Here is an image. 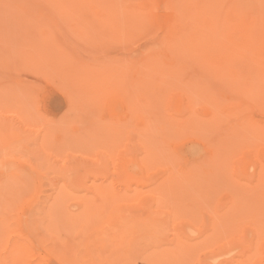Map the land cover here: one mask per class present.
Wrapping results in <instances>:
<instances>
[{
  "label": "rangeland",
  "instance_id": "rangeland-1",
  "mask_svg": "<svg viewBox=\"0 0 264 264\" xmlns=\"http://www.w3.org/2000/svg\"><path fill=\"white\" fill-rule=\"evenodd\" d=\"M72 1L77 2L73 5ZM72 1L69 5L68 0H0V118L5 122L0 119L3 129L2 133L0 130V185L5 184L0 190V201L5 200V207L0 203V223L9 220L8 226L1 224L0 229L5 228L0 235L3 233L5 237L0 238L9 239L7 242L12 245L14 242L17 246L23 245L18 247L19 257L15 256L16 261L12 263L182 264L178 261H185L180 255L186 259L183 248L195 245L196 252L193 250V256L187 257L186 264H264V212L261 217L256 209L264 203L255 200L254 207L249 205L259 196L254 195L255 189L261 187L257 182L264 180V173L258 178L264 166V102H261L264 95L260 91L263 87L259 84L254 87H261L260 94L257 89L254 93L261 96L258 101L262 104L255 100L260 96L252 95L253 89L249 92L252 87L249 82L253 79L262 83L264 73V0H105L114 2L115 12L111 4L107 6L113 9V17L116 14V18L111 17L115 26L109 25L105 12L102 13L106 15L105 22L99 19L104 18L100 17L104 8L100 3L104 0ZM202 13L207 21L202 20ZM198 14L200 23L195 21ZM253 17L258 22L252 21ZM119 31L127 36H119ZM113 33L116 36L110 37ZM206 41L211 43L210 53L206 51L209 56L204 54L207 61L202 56L205 52L195 54V49L201 47L199 44ZM240 46L241 52L235 53ZM71 63L75 66L80 63L78 67L83 71ZM65 64L71 73L75 68L80 70L76 73L78 76L70 75ZM95 68L105 72L101 69L96 72ZM64 70L76 85L80 82L77 78L85 79L84 83L90 78L92 84L98 82V85L102 81L100 77L106 76L111 81L103 79L100 90L92 84L93 89L85 85L89 89L84 90L82 83L71 88ZM98 72L102 73L100 77L93 76ZM151 73L155 77L150 78L155 84L153 87L151 81L150 86L144 80ZM108 82L114 84L104 86ZM203 84L209 95L214 90L218 93L220 88L224 102L220 101L226 105L218 101L219 104L213 105L216 98L211 97L216 93L209 96L207 92V99H201ZM94 89L99 90L98 94ZM82 90L91 93L85 95ZM100 91L104 93L101 95ZM67 95L77 102L69 103ZM130 97L137 103H132ZM238 117L241 130L237 133L238 129H234L240 122L230 123L237 122ZM207 118H213V122L207 123ZM164 121L174 125L164 127L170 128L168 132L163 129L166 134L170 132L168 136L160 131L161 127L154 128L163 126ZM202 122L214 131L208 133L206 129L208 134H204ZM213 123L216 127L219 125L217 129ZM191 127L198 131H192ZM216 154L218 158H214ZM219 154L225 157L221 158L223 163L216 160L220 159ZM194 162H198L196 166ZM178 169L181 174L191 172L189 178L201 170L199 179L194 177V189L181 181ZM221 171L225 184L220 181L218 185L216 172L220 177ZM208 172L213 175L209 177ZM227 182L229 186L230 183L235 188L238 186L237 193L235 188L231 186L233 192L230 188L235 196L228 194ZM201 184L205 185V193ZM178 186L192 188L190 192L185 190L190 193L188 202H192L188 208L184 205L189 212L182 205L184 212L178 209L176 212L180 207L177 196L183 197L178 200L180 204L187 200L184 187L180 190ZM252 186L256 187L251 188L254 192L249 188ZM199 194L204 196L202 202ZM240 197L245 199V204L241 200L237 202ZM195 198L200 204L192 201ZM206 200L210 203L206 204ZM92 201L102 204L103 208L92 204L86 207ZM238 204L244 206L240 209ZM85 208L95 216L88 227L84 220L91 217H82L86 216L82 214ZM231 208V213L235 211L230 215L227 212ZM225 214L230 215L232 223H227ZM219 217L225 222L228 220L223 227L227 225L229 229L222 227L224 230L215 233L216 222L222 226ZM79 220H83L84 227ZM5 250L0 251L5 255ZM172 252H178L179 257ZM162 253L170 254V259L166 257L171 262H166Z\"/></svg>",
  "mask_w": 264,
  "mask_h": 264
},
{
  "label": "bare ground",
  "instance_id": "bare-ground-1",
  "mask_svg": "<svg viewBox=\"0 0 264 264\" xmlns=\"http://www.w3.org/2000/svg\"><path fill=\"white\" fill-rule=\"evenodd\" d=\"M68 1H69V5H70V4H71L70 2H71L72 0H68ZM101 1H102V0H100V2H101ZM104 1H105V0H104ZM104 1H103V3H102V2L100 3L101 5L104 6V8L101 6V7H102V8H101V11H102V12L100 11V14H102L103 12H105L107 16H106L105 13H104V14H102L103 16H100V17H104V16H106V19H108L107 22L109 23V22H111L112 18H113V19L116 18V14H115V17H113L114 15L112 16V14H111V13H112V10H113L112 8H114L113 12H115V9H116V8H115V6L113 7V5H112V3L114 4L113 1H112V2L110 1V3H109V2L106 3V1H105V2H104ZM107 1H109V0H107ZM72 2H73L72 4L74 5L77 1H76V2H75V1H72ZM74 2H75V3H74ZM72 4H71V5H72ZM104 4H105V5H104ZM107 4H108V5L111 4L112 8H111V7L109 8L110 5L107 6ZM105 6L108 7V10H107V11L105 10V8H106ZM171 7H172V6H171ZM64 8H65V7H64ZM161 9H162V8H161ZM103 10H104V11H103ZM109 10H111V11L109 12ZM173 10H174V9L172 8V12H173ZM159 11H160V9H159ZM169 11H170V10H169ZM242 11H243V10H242ZM244 11H247V10H244ZM125 12H126V10H125ZM125 12L123 13L124 15H125ZM98 13H99V12H98ZM107 13H110L111 15L109 14V16H108ZM116 13H117V10H116ZM196 14H197V13H196ZM201 15H202V20H206V19H205L206 15H204L203 13H202ZM197 16H199V18H200V14L196 15V18H197ZM204 16H205V17H204ZM108 17H109V18H108ZM111 17H112V18H111ZM125 17L127 18V13H126ZM129 17H130V16H129ZM110 18H111V19H110ZM207 18H208V17H207ZM99 19H100V21H102L103 19L106 20L105 17H104V18H99ZM104 20H103V21H104ZM198 20L200 21V19H198V18L195 19L196 23L199 22ZM202 20H201V22H202ZM207 20H208V19H207ZM207 20H206V21H207ZM253 20L256 21V22H258V20H255L254 17L252 18V21H253ZM260 20H261V19H260ZM260 20H259V21H260ZM206 21H205V22H206ZM261 21H262V20H261ZM104 22H105V21H104ZM205 22H204V23H205ZM199 23H200V22H199ZM206 23H207V22H206ZM110 24L112 25L113 23L111 22V23H109V25H110ZM171 24H172V23H171ZM171 24H170V26H171ZM100 25H101V24H100ZM111 25H110V26H111ZM115 25H117V24L114 23L113 26H115ZM106 26H107V25H106ZM113 26H112V28L117 29V27L115 28V27H113ZM196 26H198V25L196 24ZM107 27H108V29H109V26H107ZM193 27H194V26H193ZM193 27H192V29H193ZM110 29H111V27H110ZM117 30H119V29H117ZM117 30H116V33H117ZM186 30L188 31V29H186ZM194 30H195V29H194ZM194 30H193V31H194ZM123 31H124V30H123ZM123 31H122V32H123ZM125 32H127V31L125 30ZM105 33H106V32H105ZM113 34H114V33H113ZM118 34H119V36H120L122 33H120V31H119ZM123 34H124V33H123ZM109 36H110V35H109ZM113 36H116V35H115V34H114V35L111 34L110 37H113ZM119 36H118V37H119ZM121 36H122V35H121ZM126 36H127V35H126ZM126 36L123 35L122 37H126ZM110 37H109V38H110ZM118 37H117V38H118ZM250 38H253V35H251ZM110 39H111V38H110ZM112 39H114V38H112ZM209 39H210V37H209ZM206 42H207V41H206ZM202 44H203V45L206 44V45L203 47ZM207 44H208V45H207ZM210 44H211V43H210L209 41H208L207 43H200L199 45H200L201 47H198V48H196L195 45H194V47L197 49V50L195 49V51H197L195 54H201V52H202V53L205 52V53H203V55L201 54V55L204 57V59H205V58H206L205 55H206V56H209V54L206 53V51L209 52ZM146 45H147V44H146ZM196 45H198V44H196ZM142 46H143V45H142ZM238 46H239V45H238ZM138 47H139V46H138ZM200 48H201V49H200ZM205 48H207V49L204 50ZM198 49H200V50H198ZM36 50H37V49H36ZM129 50H130V49H129ZM37 51H38V50H37ZM37 51H35L34 53H36ZM193 51H194V48H193ZM193 51H192V52L190 51V52L193 54ZM199 51H201V52L198 53ZM233 51H234V49H233ZM64 52H65V51H64ZM64 52H63V53H64ZM240 52H241V46L236 48L235 53L239 54ZM65 53H66V52H65ZM144 53H145V52H144ZM209 53H210V52H209ZM32 54H33V52H32ZM32 54H31V55H32ZM61 54H62V53H61ZM204 54H205V55H204ZM64 55H65V54H63V58H64V59H67V56H64ZM67 55H68V53H67ZM190 56H191V55H190ZM65 57H66V58H65ZM231 57H232L231 59H233V57H235V56H233V53H232ZM187 58H188V57H187ZM209 58H210V57H209ZM209 58H208V59H209ZM64 59H63V60H64ZM68 59H69V58H68ZM70 59H71V58H70ZM63 60H62V61H63ZM64 61H65V60H64ZM205 61H207V59H205ZM65 62H66V61H65ZM73 62H74V61H73ZM68 63H69V62H68ZM204 63H205V62H204ZM63 64H64V62H63ZM63 64H62V65H63ZM71 64H72V65L74 64L73 67H76V68H78V69L81 68V70H82V67H78L80 63H78V66H77V64H76V66H75V63H71ZM71 64H70V67H72ZM65 65H67V64H65ZM206 65H207V64H206ZM206 65H205V66H206ZM80 66H81V65H80ZM99 66H100V65H99ZM67 67H68V70H69V65H67ZM65 68H66V67H65ZM76 68H75V71H73V70H74V68H73V70H72L73 73H71V72H70L71 70H69L70 75L73 74V76H74V74L80 72V70L77 71L78 69H76ZM96 68H97V67H96ZM96 68H95V69H96ZM102 68H103V67H102ZM70 69H72V68H70ZM100 69H101V68H100ZM100 69H99V70H100ZM99 70L96 69V72L99 71ZM101 70H102V69H101ZM64 71H65V70H64ZM64 71H61V72H62V73H65V72H66V74L68 73L67 71H65V72H64ZM82 71H83V70H82ZM82 71H81V72H82ZM94 71H95V70H94ZM92 72H93V71H92ZM101 72H105L104 69H103ZM101 72H98L96 75L93 74V76H97V75H99V74L102 75ZM144 72H148V71H144ZM82 73H83V72H82ZM82 73H80V74H82ZM94 73H95V72H94ZM149 73H150V71H149ZM66 74H65V75H66ZM68 75H69V74H67V76H68ZM70 75H69V76H70ZM76 75H77V74H76ZM76 75H75V77L77 78L78 75H77V76H76ZM83 75H84V74H83ZM100 75H99V77H100ZM103 75H105V74L103 73ZM140 75H141V73H140ZM150 75H151V77H149ZM150 75H149V76L146 75V76H148L149 78L147 79L146 76H145L146 79H144V80H145V82L148 80V81H147L148 84H149V81H151V84H154V83H152V79L150 80V78H152V76L154 77V74L151 73ZM69 76H68L67 78H68V80L70 81V80H71V79H70L71 77H69ZM262 76H263V79L261 78V79H262V83H256V82H253V79L251 80V82H249V83H250V87L252 86L251 89H249V92H251L252 89H253V93H254V89H257V91H258L261 87H263V89H264V73H263ZM143 77H144V76H143ZM143 77H141V78H143ZM0 78H1V77H0ZM100 78H101L102 81H99V82H100L99 85H98V82H96L95 84H92L93 82H91V79H90V78H89V79H86V83L83 82V81H85V79L81 80V78H80L79 80H78V78H77V81H80L79 83L84 84L83 87H82V88H84V90L91 88V87H90L91 84H92V87L98 89L99 86H100V84L103 82V79H104V78L102 79V77H100ZM100 78H99V80H100ZM106 78H108V77L105 76L104 82L111 81V80H109V79L106 80ZM154 78H155V77H154ZM154 78H153V79H154ZM73 79H74V78H72V81H73ZM66 80H67V79H66ZM89 80H90V82H89ZM142 80H143V79H142ZM144 80H143V81H144ZM155 80H156V79H155ZM72 81H70V83H71V85H72L71 88H73V87L75 88L76 86H77V87L79 86V83H78V85H76L75 80H74L73 82H72ZM81 81H82V82H81ZM112 81H115V80H112ZM145 82H144L145 87H147V88L151 91V93H154V92H152V89H151V87H150L151 84H149V85H150V86H149L150 88H149V87L146 85L147 83H145ZM68 83H69V82H68ZM68 83H67V84H68ZM70 83H69V85H67V86H70ZM73 83H75L74 86H73ZM87 83H89V84H87ZM109 83L114 84L113 82H108V83H106V85H104V86H106V87L109 86V85H110ZM115 83H116V82H115ZM156 83H157V82H156ZM96 84H97V85H96ZM102 84H104V83H102ZM102 84H101V85H102ZM107 84H108V85H107ZM256 84H259L261 87H259V88H254ZM85 85H86V86H89V88L84 87ZM94 85H96L97 87H95ZM115 85L118 86L117 84H115ZM158 85H159V84H158ZM158 85H156V88L159 90ZM204 85H205V84H203V86H204ZM111 86H113V85H111ZM111 86L108 87V88H111ZM153 86H155V84L152 85V87H153ZM163 86H165V85H163ZM166 86H167V85H166ZM203 86L201 87L202 89H203V88H206V85H205L204 87H203ZM239 86H241V85H238L237 87H239ZM113 87H114V86H113ZM167 87H168V86H167ZM237 87H236V88H237ZM250 87H249V88H250ZM71 88H70V89H71ZM100 88H101V87H100ZM100 88H99V90H100ZM201 88H200V89H201ZM236 88H235V89H236ZM91 89H93V88H91ZM97 89H94V91L97 90ZM104 89H105V87H104ZM114 89H116V88H114ZM148 89H147V90H148ZM157 89H154V88H153V91H154V90L157 91ZM161 89L163 90L164 88L161 86ZM202 89H201V93L204 94V95H203L202 98H201V95H202V94L199 93V96H200L201 99H204L203 97H206L205 99H207V97H208V95L210 94V92H209L208 88H206L207 90L205 89L206 92H205V90L202 91ZM247 89H248V88H247ZM263 89L261 88V90H260L261 93H262V94H261L262 96L264 95V93H263V91H262ZM84 90H82V92H83L85 95H87V93H89V91H84ZM99 90L96 91L97 94H98V91H99ZM145 90H146V88H145ZM147 90H146V91H147ZM149 90H148V91H149ZM188 90H189V88H188ZM219 90H220V88L217 89L218 93L220 92L219 95H218V93H216V90H214L215 92H214L213 90H212L213 92H211L212 94L216 93V94H214V95L211 94V95L213 96V97H211L212 99H213V98H216V99H215L216 102H215V104L213 103V105H217V104H219L218 102H220V104H225V103H223L224 100H222V98H223L222 95H221L222 92H221V90H220V91H219ZM240 90H241V89H240ZM240 90H238V91H240ZM76 91H77V90H76ZM102 91H103V90H102ZM102 91H100V94L102 93ZM184 91H185V90H184ZM260 91H258L259 94H260ZM79 92H81V91H79ZM157 92H158V91H157ZM162 92H163V91H162ZM164 92H165V90H164ZM187 92H188V95H187V96L190 97V95H189V91L186 90L185 93H187ZM207 92H208V95H205V94H207ZM258 92L255 91V93H257V96H260V95H258ZM74 93H75V92H74ZM74 93H72V94L76 96L77 94H74ZM90 93H91V92H90ZM90 93H89V94H90ZM92 93H94V92L92 91ZM103 93H104V92H103ZM103 93H102V94H103ZM146 93H147V92H146ZM149 93H150V92H149ZM151 93H150V94H151ZM159 93H160V92H159ZM159 93H158V94H159ZM192 93H193V92H192ZM192 93H191V94H192ZM194 93H195V92H194ZM194 93H193V94H194ZM240 93H241V91H240ZM255 93L252 94V95L256 96ZM69 94H70V93H69ZM81 94H82V93H81ZM102 94H101V95H102ZM155 94H157V93H155ZM247 94H248V93H247ZM70 95H71V94H70ZM95 95H96V94H95ZM147 95H148V94H147ZM152 95H153V94H152ZM211 95H209V96H211ZM217 95H218V96H217ZM67 96H68V95H67ZM93 96H94V95H93ZM148 96H149V95H148ZM160 96H161V95H160ZM185 96H186V95H185ZM191 96H192V95H191ZM220 96H221L222 98H220ZM70 97H71V96H70ZM72 97H73V96H72ZM72 97H71V100H72ZM77 97H78V96H77ZM127 97H128V96H127ZM152 97H153V96H152ZM155 97H156V96H155ZM155 97H154V98H155ZM189 97H187V98H189ZM218 97L220 98L219 100L217 99ZM252 97H253V96H252ZM66 98H67V100H68L69 103H72V102H74L73 100H75V98H74V99L72 100V102H71V100L68 99L69 96L66 97ZM148 98H150V97H148ZM157 98L159 99L160 97H157ZM211 98H210V99H211ZM259 98L261 99V96L255 98V100L258 101ZM127 99H128V98L125 97V100H127ZM130 99H131V97H130ZM262 99H263V97H262ZM69 100H70V101H69ZM125 100H124V101H125ZM132 100H133V98L131 99V102H132ZM152 100H153V99H151V101H152ZM156 100H157V99H156ZM191 100H192V99H191ZM220 100L223 101V102H221ZM252 100H254V98H253ZM255 100H254V101H255ZM153 101H154V100H153ZM207 101H210L209 98H208ZM217 101H218V102H217ZM257 101H255V102H257ZM75 102H77V101L75 100ZM75 102H74L73 104H75ZM131 102H130V103H131ZM134 102H135V101H134ZM134 102H132V103H134ZM148 102H149V100H148ZM148 102H147V103H148ZM156 102H157V101H156ZM258 102L260 103V101H258ZM261 102L263 103L264 100H262ZM135 103H137V102H135ZM149 103H150V102H149ZM167 103H168V105H169V104L171 105L172 101H171L170 99H168V100H167ZM216 103H217V104H216ZM262 103H260V104H262ZM150 104H152V103H150ZM155 104H156V103H155ZM189 104H190V103H189ZM257 104H258V103H257ZM77 105L79 106L80 104H77ZM137 105H138V107L140 106L139 104H135V106H137ZM192 105H193V103H192ZM205 105H206V104H205ZM225 105H226V104H225ZM135 106H134V107H135ZM148 106H149V104H148ZM153 106H154V107H153ZM156 106H157V105H156ZM156 106H155V105H152V108H154V109L158 108V107H156ZM261 106H262V105H261ZM72 107H74V106H72ZM132 107H133V104H132ZM132 107H131V109H133ZM138 107H136V108L138 109ZM143 107H145V105H144ZM150 107H151V105H150ZM141 108H142V107H139V110L142 111ZM212 108H213V106H212ZM258 108H261V107L258 106ZM263 108H264V103H263L262 109H263ZM149 109L151 110V108H149ZM135 110H136V109H135ZM135 110H134V111H135ZM263 110H264V109H263ZM131 111H132V110H131ZM148 111H149V110H148ZM152 111H154V110H152ZM155 111H156V110H155ZM136 112H139V111H136ZM143 112L146 113L147 111H145L144 108H143ZM143 112H141V113H143ZM147 113H148V112H147ZM147 113H146V116H147ZM150 113H151V112H150ZM154 114H155V116H156V113H154ZM154 114H153V115H154ZM216 114H217V112H216ZM153 115L151 114L152 117H155V116H153ZM146 116H145V118H147ZM212 116H213V115H212ZM212 116H211V117H212ZM215 116H216V115H215ZM213 118H214V117H213ZM213 118H212V119H213ZM0 119H1V118H0ZM181 119H182V118H181ZM183 119H184V118H183ZM185 119H186V118H185ZM185 119H184V120H185ZM191 119H192V118H191ZM203 119H205V118L203 117ZM212 119H209V120L212 121ZM214 119H216V118H214ZM217 119H218V118H217ZM236 119H237V118H236ZM236 119H235V121H237ZM238 119H239V120H238L237 122L230 123V124H235V123L240 122L241 120H240L239 117H238ZM1 120H2V119H1ZM189 120H190V118H189ZM189 120H188V121H189ZM209 120H208V118H207V121H206V120H205V121H206L207 123H210ZM3 121H4V120H2V122H3ZM170 121L172 122L173 120L171 119ZM170 121H168V122H167V121H164V124L161 123L163 126H161V125L159 124L158 126H154V128L156 127V128H158L157 130H159V129H160L159 127H161L160 131L162 130V132L165 133V135L168 136V135L170 134V132H169V134H168V133L166 134V132H168V130H170V128L172 127L171 125H173L172 123H169ZM185 121H186V120H185ZM201 121H202V120H201ZM182 122H183V120H182ZM212 122H213V121H212ZM214 122H215V121H214ZM217 122H218V121H217ZM0 123H1V122H0ZM4 123H5V122H3V124H4ZM166 123H167V124H166ZM185 123H186V122H185ZM3 124H2V125H3ZM202 124H204V123L202 122ZM210 124H211V123H210ZM214 124H215V123H213V126H215ZM252 124H255V122L252 123ZM50 125H51V124H50ZM50 125H49V126H50ZM52 125H54V124H52ZM155 125H156V124H155ZM166 125H168V126H166ZM182 125H184V122L182 123ZM185 125H186V124H185ZM225 125H226V124H225ZM236 125H238V124H236ZM165 126H166V127H170V128H169V129H168V128H164ZM173 126H174V125H173ZM186 126H187V125H186ZM201 126H202V125H201ZM204 126H205V124H204ZM204 126H203V127H204ZM207 126H208V125H207ZM218 126H219V125H218ZM218 126H217V127H218ZM239 126H241V122L239 123L238 128H236L237 126H235V125L232 126V127H235V128H236V129H234V131H236V130L238 129V131H236L237 133L240 132V130H241V128H240ZM1 127H2V126H0V130H1V133H2V130H3V129H1ZM51 127H52V126H51ZM54 127H55V125H54ZM193 127H194V126H193ZM193 127H191L192 129H191V128H190V129H191L192 131L195 130V132H197L198 130H197V129H193ZM209 127L211 128L210 130H208L207 127L205 126V127H204L205 129L203 128L204 131H202V132H204V134H205V133L208 134L209 131L211 132V130H212L213 128H212V126H209ZM215 127H216V126H215ZM217 127H216V129H217ZM227 127L230 128L229 125H228ZM3 128H4V127H3ZM6 128H7V130L9 129L8 126H7ZM10 128H11V127H10ZM12 128H13V127H12ZM152 128H153V126H152ZM174 128H175V127H174ZM187 128H188V127H187ZM194 128H195V127H194ZM220 128H222V126H221ZM220 128H219V129H220ZM239 128H240V130H239ZM263 128H264V127H263ZM163 129H164L166 132H164ZM199 129H200V128H199ZM201 129H202V128H201ZM203 129H202V130H203ZM206 129L208 130V133L206 132ZM226 129H227V128H226ZM231 129H233V128H231ZM231 129H230V130H231ZM9 130H10V129H9ZM191 130H190V131H191ZM228 130H229V129H228ZM262 130H263V132H264V129H262ZM108 131H110V130H108ZM192 131H191V132H192ZM213 131H214V130H212V132H213ZM231 131H232V133L234 132L233 130H231ZM110 132H112V131H110ZM229 132H230V131H229ZM112 133H113V132H112ZM237 133H235V134H237ZM17 134H18V133H17ZM116 134H118V133H116ZM116 134H115V135H116ZM112 135H113V134H112ZM235 136H236V135H235ZM111 137H112V136H111ZM113 137H114V136H113ZM226 137H227V136H226ZM238 137H239V135H237L236 138H238ZM114 138H116V137H114ZM160 138H161V140H163V141L165 140V139H163L161 136H160ZM229 142H231V141H229ZM163 143H164V142H163ZM235 143H236V142H235ZM0 144H1V143H0ZM231 144H232V143H231ZM229 146H230V145H229ZM230 147H231V146H230ZM146 148H147V147H146ZM147 149H148V148H147ZM215 152H217V150H216ZM213 153H214V152H213ZM217 153H218V152H217ZM212 155H213V154H212ZM216 156H217V154H216ZM219 157H220V159H216V160H221V162L223 163L224 160L222 161V159H223L224 156H223V155L221 156V154H219ZM214 158H218V156H217V157L214 156ZM214 158H213V159H214ZM221 158H222V159H221ZM224 158H225V157H224ZM225 160H226V159H225ZM141 161H142V160H141ZM207 161H208V160H207ZM217 162H220V161H217ZM141 163H142V162H141ZM148 163H149V162H148ZM195 163H198V162H194V165H195ZM206 163H207V162H206ZM206 163H205V164H206ZM222 163H221V165H220V168H222ZM139 164H140V163H139ZM205 164H203V166H204ZM208 164H209V162H208ZM232 164H233V163H232ZM140 165H141V164H140ZM143 165H145V164H142V166H143ZM191 165H193V164H191ZM197 165H198V164H197ZM199 165H202V164L199 163ZM199 165H198V166H199ZM206 165H207V164H206ZM211 165H212V164H211ZM214 165H215V164H214ZM184 166H185V165H184ZM184 166H183V167H184ZM186 166H187V165H186ZM195 166H196V165H195ZM198 166H197V168H198ZM203 166H202V167H203ZM183 167H182V168H183ZM187 167H188V166H187ZM193 167H194V166H193ZM215 167L218 168V167H217V164H216ZM142 168H143V167H142ZM182 168H181V170H182ZM195 168H196V167H195ZM191 169H193V168H191ZM199 169L202 170V168H200V166H199ZM208 169H209V168H208ZM208 169L206 168V170H208ZM211 169L214 170L213 167H212ZM218 169H219V168H218ZM263 169H264V166H263ZM263 169H262V171H261V169H260V172H258V173H259V174H258V178H260V176L263 175V173H264V170H263ZM181 170L178 169V170H176V171H179L178 174H180V176L182 175V178H183V179H184V178L187 179V177L189 178V175L192 174V173L189 172L188 170H187V171H188L189 173L187 172L186 174H181ZM183 170H184V169H183ZM183 170H182V171H183ZM201 170H200V171L198 170L199 172H195V174H194L195 176H194V175L192 176L193 179H192V177L190 176V178L187 179L186 181H185V179H184V180L182 179L181 181H182V182L184 181V183H185L186 186H190V185H191V187H192V186L194 187V182H193V181H194L195 178H196V179H197V178L199 179V177H200L199 174H200ZM203 171H205V170H203ZM203 171H202V172H203ZM209 171H210V169H209ZM185 172H186V171H185ZM185 172H184V173H185ZM218 172H219V171H218ZM218 172H216V173H217V176H216V177H217L218 179L216 178L215 180H217V181H219V182H217L216 184L220 183V181H223V180H222V179H223V174H222L223 171L220 172V174H222V175H220L221 179H220V177L218 176V175H219ZM120 173H121V172H120ZM173 173H174V172H173ZM173 173H172V174H173ZM193 173H194V170H193ZM198 173H199V174H198ZM188 174H189V175H188ZM208 174H209V177H210L211 175H213V174L210 175V172H208ZM186 175H188V176L186 177ZM202 175H203V174H202ZM202 175H201V177H203ZM224 175H225V174H224ZM172 176H173V175H172ZM174 176H175V175H174ZM184 176H185V177H184ZM263 176H264V175H263ZM170 177H171V175H170L169 177L165 178V180L168 179V178L170 179ZM175 177H176V176H175ZM194 177H195V178H194ZM204 177H205V176H204ZM172 178H173V177H172ZM172 178H171V179H172ZM206 178H207V177H206ZM174 179H175V178H173L172 180H174ZM261 179H262V178H261ZM188 180H189V181H188ZM191 180H192V181H191ZM202 180H203V184H204V182H205L204 178H203ZM259 180H260V179H259ZM190 181H191V183H190ZM226 181H227V180H226ZM240 181H241V179L239 180V182L237 181V183H238V184L241 183ZM262 181L264 182V180H262ZM262 181H259V182H262ZM112 182H113V181H112ZM182 182H180V184H181ZM186 182H187V183H186ZM192 182H193V185H192ZM259 182H257V183L259 184V186H261L260 188L258 187V189H255V188H256L255 186H254L255 188H253V186H252V187H249L250 190H251L252 192H254L253 189L259 191L258 194H257V191H255L256 194H254V195H259L258 198H257V196H255L256 198L254 197L255 199L253 198V199H252L253 201L251 200L252 202L249 203V205L251 204L250 206H252V207H254L253 205L256 204V201H258L259 204H260L261 201L264 203L262 197H260V196H263L262 194H264V193H262V190H264V188H262V186H264V185H262V184H264V183L260 184ZM200 183H202V181H200L198 184H200ZM227 183H228V187H229V191H230V188H231V186H232V184H233V181H232V184L230 183V186H229V182H227ZM237 183H236V186H237ZM257 183H255L254 185L257 186ZM182 184H183V183H182ZM198 184H197V185H198ZM203 184H201V186H202ZM223 184H225L224 181H223ZM234 184H235V183H234ZM247 184H248V183H247ZM251 184H252V182H251ZM2 185L5 186V184H2ZM2 185H0V187H1L0 190L5 188V187H2ZM6 185H7V184H6ZM68 185H69V184H68ZM68 185H67V186H68ZM112 185H113V183H112ZM178 185H179V183H178ZM197 185L195 186V188H198ZM218 185H220V184H218ZM239 185H240V184H239ZM22 186H23V185H22ZM24 186H25V185H24ZM186 186H185V187H184V186H182V187L178 186V187H179V189H180V188L182 189V188L184 187V188H183V191L186 190V191H189V192H190V190L193 188V187H192V188L190 187V189H189V188H187ZM201 186H200V188H201ZM214 186H216V185H214ZM214 186H213V187H214ZM234 186H235V185H234ZM234 186H232V188H235ZM241 186H242V185H241ZM241 186H239V187H241ZM250 186H251V185H250ZM98 187H102V186L99 185ZM204 187H205V185H203L202 189H204ZM237 187H238V186H237ZM237 187H236V188H237ZM242 187H243V186H242ZM103 188H104V186H103ZM185 188H186V189H185ZM207 188H208V187H207ZM207 188H206V190H207ZM209 188H212V187H209ZM232 188H231V190H232ZM236 188H235V193H237L236 191H238V190H237L238 188H237V189H236ZM251 188H253V189H251ZM176 189H177V188H176ZM181 189H180V190H181ZM193 189H194V188H193ZM202 189H200V190L202 191ZM215 189H217V186H216ZM100 190H102V189H100ZM195 190H196V189H195ZM178 191H179V190H178ZM178 191H177V192H178ZM186 191H185V194H186L185 196H186V198H187L186 201L188 202V201H191V200H189L188 197H187V195H190V193L188 194V193H186ZM207 191H208V190H207ZM212 191H213V190H212ZM247 191H248V189H247ZM101 192H102V191H101ZM177 192H175V193L178 194ZM197 192L199 193V191H197ZM230 192H231V191H230ZM230 192H228V194H232L233 190H232L231 193H230ZM238 192H239V191H238ZM102 193H103V192H102ZM181 193H184V192H180L179 194H181ZM204 193H205V189H204ZM211 193H212V192H211ZM213 194H214V193H213ZM213 194H212V195H213ZM181 195H182V194H181ZM183 195H184V194H183ZM196 195H197V193H196ZM202 195H203V192H202ZM207 195H208V194H207ZM212 195H210V196H212ZM214 195H215V194H214ZM214 195H213V196H214ZM232 195H234V194H232ZM174 196H175V197H173V199H174V198L176 199V195H174ZM179 196H180V195L177 196V206H180V207L176 208V212H177L178 210H179V211L181 210V205H182V206L186 205V207H187L188 204H190V206L192 205V202H191V203H190V202L186 203V201H183V202H185V204H183V203L180 204V203L178 202V200H179V201H180V200H183V199H182L183 197L178 198ZM192 196H193V197H192ZM198 196H200V194H199ZM234 196H235V195H234ZM240 196H241V195H240ZM162 197H163V196H162ZM164 197H165V196H164ZM191 197L194 198V195H191ZM196 197H197V196H196ZM203 197H204V196H203ZM203 197L200 196V200H201V202L203 201V200L201 199V198H203ZM207 197H209V196H207ZM231 197H232V196H230V198H231ZM5 198H6V197H5ZM186 198L184 197V200H185ZM192 198H191V199H192ZM219 198H220V197H219ZM234 198H235V197H234ZM259 198H261V200H260ZM3 199H4V198H3ZM59 199H61V198H59ZM95 199H96V198H95ZM97 199H98V198H97ZM175 199H174V200H175ZM196 199H197V198H195V200H196ZM235 199H236V198H235ZM195 200L193 199L192 201H193L195 204H196V203L198 204L199 202H198L197 200H196V202H195ZM198 200H199V199H198ZM240 200H241V201H240ZM243 200L245 201V199H243V198L240 197V199L237 200V202L240 201V202L244 203ZM255 200H256V201H255ZM3 201H5V200H2V202L0 201V203H3V205H4V202H3ZM175 201H176V200H175ZM210 201H213V200L211 199ZM214 201H215V199H214ZM207 202H208V201L206 200L205 203L207 204ZM231 202H234V201L232 200ZM235 202H236V201H235ZM237 202H236V203H237ZM240 202H239V203H240ZM246 202L248 203V201H246ZM258 202H257V204H258ZM13 203H14V202H12V205H13ZM93 203H94V204H93ZM178 203H179V205H178ZM209 203H210V202H208V204H209ZM247 203H246V204H247ZM6 204H7V203H6ZM91 204H92V206H93V205H95L96 207L98 206L99 209H100V208H101V209L103 208V205H102V204L97 205L95 201H92L91 203H87V204H86V207L89 206V205H91ZM199 204H200V203H199ZM218 204H219V203H218ZM230 204H231V203H230ZM230 204H229V205H230ZM244 204H245V203H244ZM244 204H243V206H244ZM252 204H253V205H252ZM10 205H11V204H10ZM14 205H15V204H14ZM101 205H102V206H101ZM238 205H239V206H238ZM238 205H237V206H238V208H240V209L243 207L242 204H238ZM1 206H2V205H1ZM100 206H101V207H100ZM188 206H189V205H188ZM197 206H199V205H197ZM201 206H203V205H201ZM227 206H228V205H227ZM240 206H242V207H240ZM4 207H5V205H4ZM4 207H3V208H4ZM184 207H185V206H184ZM184 207H182L183 209L181 210V211H183V212H184ZM186 207H185V208H186ZM193 207H194V206H193ZM230 207H233V208L235 207V208H237L236 206H230ZM261 207H263V208H261ZM261 207H259V206H257V208L255 207L256 209H258V211H260V213H259L260 216H261V213L264 212V205H262ZM1 208H2V207H1ZM6 208H7V207H6ZM8 208H9V207H8ZM10 208H11V207H10ZM90 208H91V207H90ZM90 208H87V209H90ZM187 208H188V207H187ZM187 208H186V210H187ZM189 208H192V207H189ZM226 208H229V207H226ZM238 208H237V209H238ZM255 208H254V209H255ZM259 208H261L262 210H261V209L259 210ZM177 209H178V210H177ZM195 209H196V208H195ZM195 209H194V210H195ZM237 209H236V210H237ZM2 210H3V209H2ZM194 210H193V211H194ZM225 210H226V209H225ZM229 210H230V211H229ZM229 210H227V211H229V212H227V213H229L230 215L235 211V210H234V211L231 213L232 208L229 209ZM0 211H1V210H0ZM4 211H5V210H3V212H4ZM84 211H85V212L87 211L86 208L84 209ZM84 211H83L82 214H85L86 216L82 215L83 218L91 217V219H88V218H87L86 220H84V222L87 224L86 226L88 227V226L92 223L91 221H94L93 218H95V216H94V217L91 216V215H90V211H89V212H86L87 214H89V216H87V214L84 213ZM97 211H98V210H97ZM189 211H191V210H189ZM189 211L187 210L186 212H189ZM217 211H218V210H217ZM219 211H220V210H219ZM261 211H262V212H261ZM93 212H94V211H93ZM224 212H226V211H224ZM224 212L222 213L223 215H224ZM239 212H241V210H239ZM1 213H2V212H1ZM1 213H0V216H1ZM96 213H97V212H96V210H95V213H94V214H96ZM190 213H191V212H190ZM217 213H219V212H217ZM235 213H236V212H235ZM3 214H4V213H3ZM220 214H221V213H220ZM220 214H219V216H221ZM229 214H228V215L225 214L226 216H228V220L231 218ZM263 214H264V213H263ZM5 215H6V212H5ZM97 215H98V214H97ZM97 215H96V216H97ZM2 216H3V215H2ZM7 216H9V215H7ZM226 216H225V219L227 218ZM221 217H222V216H221ZM258 217H259V216H258ZM261 217H262V216H261ZM263 217H264V216H263ZM1 218H2V217H1ZM1 218H0V221H2ZM9 218H10V216L8 217V219H9ZM96 218H97V217H96ZM222 218H223V217H222ZM8 219L6 218V220H8ZM225 219H224V220H225ZM253 219H255V217H254ZM219 220H220V222H221V220L223 221V219H221L220 217H219ZM228 220H227V221H228ZM231 220H232V219H231ZM239 220H240V218L238 219V221H239ZM3 221H5L4 217H3ZM8 221H9V220H8ZM8 221H7V222H8ZM79 221H80V220H79ZM88 221H90V222H88ZM227 221H226V222H227ZM233 221H235V220H233ZM7 222H6V223H7ZM77 222H78V220H77ZM226 222L223 221V222H222V226L220 225L221 223L219 224V222H216V223H217V224H216V225H217V229H216V227H215L216 225L213 224L214 226H213V225H212V226L215 227V228H214L215 233H219L221 230H224L223 228H225V230L229 229V228L226 229L227 225H225L226 227H223V225H224V224H227V223H232V222H230V220H229V222H227V223H226ZM2 223H4V222H2ZM2 223H0V226H1ZM6 223H4V224H5L6 226H8ZM79 223L82 224V223H83V220H81ZM85 223H83V226H82V225H81V226L84 227V224H85ZM214 223H215V221H214ZM223 223H224V224H223ZM2 225H3V224H2ZM230 225H232V224H230ZM222 227H223V228H222ZM228 227H229V224H228ZM231 227H232V226H231ZM4 228H5V227H4ZM4 228H1V229L4 230ZM16 228H17V227H16ZM79 228H80V226H79ZM218 228H220V229H218ZM232 228H233V227H232ZM1 229H0V232H1ZM6 229H7V227H6ZM81 229H82V228H81ZM3 230H2V231H3ZM79 231H80V230H79ZM81 231H82V230H81ZM218 231H219V232H218ZM0 234H1V233H0ZM5 234H6V230H5ZM2 235H3V233H2ZM2 235H0L1 238L4 236V235H3V236H2ZM4 237H5V236H4ZM208 237H209V236H208ZM208 237H207V239H208ZM212 237H213V236H212ZM1 238H0V239H1ZM209 238H210V237H209ZM1 240H3V242H4L5 245L2 244L3 242L1 243ZM1 240H0V243H1V246H2V245H3V246H2V248H0V250H2V252L4 253V250L6 249V246H7V249L5 250V252H6L5 255L0 251V253H1V254H0V264H13L12 262L16 261L15 258L19 257L17 254L19 253L20 250L18 251V249H19V248H22L23 245H22V244H21L22 246L19 245V244L21 243V242H20V243L18 244L19 246H17V245H15V244H17V243L14 242V243H13V244L15 245V246H14V245L8 243V242H9V241H8L9 239L6 240V239L3 238V239H1ZM4 240H6V241H4ZM155 240H156V239H155ZM7 241H8V242H7ZM203 241H205V239H204ZM18 242H19V241H18ZM11 243H12V242H11ZM22 243H23V242H22ZM7 244H9L11 252H9L10 250H8L9 247H8ZM23 244H24V246L28 247L27 249L29 250V246L25 245L26 243H23ZM184 245H185V244H184ZM188 246H189V245H188ZM188 246L186 245V247L183 248V249H184V252H185L186 259H185V257H184L183 255H180V257L184 258L185 261H183L182 258H181L182 261H178V260H180V258H179V259L177 260L178 263H179V262H181V263L184 262V263L186 264V260L188 261L187 257H188V256L192 257L193 254H194V252H196V251H195V249H196V248H195V245H190L189 247H188ZM193 246H194V247H193ZM18 247H19V248H18ZM26 247H25V250L27 251ZM196 247H197V246H196ZM4 248H5V249H4ZM193 250H194V252H193ZM17 251H18V253H16ZM22 251H23V253L26 252V251L24 252V250H21V252H22ZM180 251H182V250L180 249ZM184 252H182V253L184 254ZM192 252H193V253H192ZM7 253H9L11 256H8V257H7V255H9V254H7ZM23 253H22V254H23ZM30 253H31V252H30ZM172 253H176V252H172ZM20 254H21V253H20ZM20 254H19V255H20ZM28 254H29V253H28ZM164 254H165V253H164ZM167 254H168V253H167ZM177 254H178V252H177L176 254H173V256H174V255H177ZM186 254H187V255H186ZM189 254H190V255H189ZM191 254H192V256H191ZM2 255H4V257H3ZM169 255H170V254H169ZM169 255H165V256H164L163 253H162L161 256H164V257L167 256V257H168ZM15 256H17V257H15ZM173 256H172V257H173ZM2 257H3V258H2ZM20 257H21V255H20ZM164 257H162V259H163ZM167 257H166L164 260H165L166 262H167V261H170V262H171V260H168L169 257H168V258H167ZM178 257H179V255H177V258H178ZM23 258H24V257H23ZM18 259H19V258H18ZM169 259H170V258H169ZM175 260H176V259H175ZM172 261H174V260L172 259ZM184 263H182V264H184ZM150 264H151V263H150ZM152 264H154V263L152 262ZM167 264H169V263H167ZM170 264H171V263H170ZM174 264H177V263H174ZM179 264H180V263H179Z\"/></svg>",
  "mask_w": 264,
  "mask_h": 264
}]
</instances>
